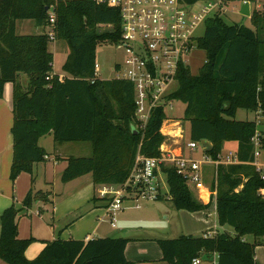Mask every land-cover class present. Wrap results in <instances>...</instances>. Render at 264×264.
Listing matches in <instances>:
<instances>
[{
    "label": "trees",
    "instance_id": "1",
    "mask_svg": "<svg viewBox=\"0 0 264 264\" xmlns=\"http://www.w3.org/2000/svg\"><path fill=\"white\" fill-rule=\"evenodd\" d=\"M184 1L192 5L207 0ZM250 19L254 29L226 24L218 14L207 18L204 33L194 39L197 49L204 51L205 62L196 74L181 66L176 76L179 87L169 95L185 105L182 121H189L190 140L209 141L212 149L206 154L212 159L223 154L225 142H236L239 163L217 165V223L230 226L233 233L157 239L162 260L168 264H193L194 258L208 260L212 255L217 264H256L254 249L264 244V198L259 192L264 179L250 164L257 126L255 120L235 118L238 109L264 116V39L258 30L264 11L253 8ZM17 20L49 25L54 39L66 42L63 76L53 73L49 33H18ZM99 25L112 28L100 31ZM120 37L119 11L105 2L0 0V98L4 84L13 83L12 182L20 172L32 173L34 164L46 159L47 152L38 140L50 132L58 143L87 141L91 146L89 156L67 158L61 175L64 183L90 174L94 185H117L127 177L138 151L145 156L161 155L164 109L155 108L144 130L135 134L132 82L117 78L90 81L97 47L115 44ZM21 73L28 78L26 86L19 80ZM258 140L259 149H264V130H259ZM161 168L175 209L194 212L208 207L194 196L174 165ZM36 203L51 206V191L30 188L20 203L13 201L1 213L0 259L6 263L136 264L125 256L128 239L123 237L55 239L28 259L25 251L32 238L18 237L17 221ZM249 235L252 241L246 239Z\"/></svg>",
    "mask_w": 264,
    "mask_h": 264
},
{
    "label": "built area",
    "instance_id": "2",
    "mask_svg": "<svg viewBox=\"0 0 264 264\" xmlns=\"http://www.w3.org/2000/svg\"><path fill=\"white\" fill-rule=\"evenodd\" d=\"M95 1L105 2L119 11L121 37L117 44L125 50L126 58L122 67L120 64L114 65L115 73L109 79L117 78L132 82L135 95V129L143 131L155 108L165 109L166 106H171L167 88L176 79L180 67H188L185 56L197 48L194 41L197 28L200 24H204L207 18L220 15V11L225 9L223 4L232 0L197 1L192 5L184 0ZM251 1L241 0V3L251 4ZM196 3H202V7L192 11V6ZM50 22H53L52 14ZM49 36L50 40H55L53 30ZM100 69V64L95 62L94 77L90 79L91 82L99 77ZM254 114L257 129L252 138L254 149L253 161L250 164L255 166L260 178L264 179V162L258 161L260 153L258 124H261V117L264 116L260 115L259 111ZM164 121H175L180 128L182 121L164 118L160 132L165 140L167 133L166 126H163ZM181 135L183 130L180 132ZM164 140L160 145L161 155L145 156L137 152L129 173L122 183L99 184L97 195L106 201V216L111 228H117V216L124 207V198L137 200L141 197L156 200L163 195L158 173L163 163L174 165L177 173L185 179L187 186L196 192V198L209 204L212 200H216L217 165L239 163L234 152L212 159L203 150L200 142L190 139L186 147L191 151L200 149L199 158L176 153L173 148L164 150L162 148ZM205 165L213 166V186L212 184L209 186L204 181ZM259 192L264 198V188H260ZM215 233L208 231L203 233V237H212ZM192 262L199 264L200 258H194ZM210 264H217V261L213 260Z\"/></svg>",
    "mask_w": 264,
    "mask_h": 264
},
{
    "label": "crops",
    "instance_id": "3",
    "mask_svg": "<svg viewBox=\"0 0 264 264\" xmlns=\"http://www.w3.org/2000/svg\"><path fill=\"white\" fill-rule=\"evenodd\" d=\"M253 8L261 10L259 5ZM250 11L252 12L251 7ZM46 27L47 26L37 25L33 20H17L16 22V31L21 34L43 33L46 32ZM51 32L52 29L50 26L48 33L50 34ZM67 54L68 53L64 56V61ZM53 73L60 76L64 75L62 70L58 72L54 67ZM21 76L20 74L19 80L22 85L26 86L27 79ZM12 93L13 83L6 82L4 84L2 97L0 98V215L13 201L20 203L30 188L34 191H51V198L53 201L51 206L36 203L26 213L21 214L19 216L20 218L18 217V237L22 239L32 238V242L25 251V256L28 259L36 257L43 248L45 242L55 239L66 240L73 238L87 241L99 237H123L128 239L124 252L128 260L134 261L136 264H168L166 261L162 260V251L157 243V239L176 238L180 235H193V231H201V236L208 231L218 232L220 230L231 232L228 227L219 226L217 219L213 221L209 219H180L181 225L179 229L176 230L179 234L175 237H165L159 236L161 234H154L152 230L157 219L153 220V224L150 226L147 225L144 220L140 219L139 222L142 226L139 225L136 227L129 225L132 221H127L125 224L122 220L123 224L120 222L117 228H111L109 221L105 220L107 217L106 201L98 197L99 185L93 184L90 174L75 178L66 183L61 180V175L68 164V157H83L89 156V154H79L78 156L70 155L65 144L75 142L58 143L54 140L51 132L41 136L38 140L39 146L47 152L46 159L42 162L35 163L32 173L20 172L14 182H12L10 179V166L13 155L12 135L10 132L13 122ZM181 127L183 130V126ZM179 128L180 127L175 126L169 127V125L166 126L167 140H164L162 148L164 150L173 148L176 153L195 156L194 152L197 149L191 151L186 147L189 137L186 141L184 137L185 130H183V135L180 136L178 131ZM80 142L83 141H77L76 143L81 145ZM232 143H234V151L232 152L235 153L237 147L236 142H225L223 146ZM80 145L76 146L77 151L84 148L83 145H81L83 147ZM81 153H83V151ZM199 155L201 156V150ZM207 166L209 167L210 165L204 166L205 176L207 174ZM160 179L162 180L161 177ZM162 193L166 195L168 193V187L163 190ZM195 194L196 192H194V195ZM93 198H95V200H92ZM203 203L209 205V203ZM214 203L216 206V200ZM170 204V206L173 207L171 201ZM124 208H127V206H124L123 209ZM208 214L209 213H207V216ZM166 215L167 214L164 213V217ZM166 220L167 219H165V221ZM135 221L136 220L133 222ZM193 223L198 224L193 226ZM246 239L248 241L253 240L250 235L247 236ZM199 258V264H210L213 260H216V255H212L208 260L202 257ZM254 260L256 264H264V244L256 245L254 249ZM0 264L8 263L0 259Z\"/></svg>",
    "mask_w": 264,
    "mask_h": 264
},
{
    "label": "rangeland",
    "instance_id": "4",
    "mask_svg": "<svg viewBox=\"0 0 264 264\" xmlns=\"http://www.w3.org/2000/svg\"><path fill=\"white\" fill-rule=\"evenodd\" d=\"M241 0H232L230 2L224 3L223 6L225 7L224 10L220 11V17L226 24H242L246 27H249L251 29H254L255 26L252 24L251 19L247 16H244L240 14L239 9L241 6ZM259 8L264 11V0H252L250 7L253 10L254 6H258ZM200 7H202V3H196L192 6V11H197ZM234 7V8H232ZM49 14H52V10L49 11ZM251 17V16H250ZM112 27L110 25H99L98 30H110ZM50 29V26L47 25L46 27V33H48ZM260 37L261 39H264V19L261 20V23L258 27ZM204 33V24H200V26L196 30V37L201 36ZM48 49L49 51L54 55V61H53V67L58 72H61V65L64 62V56L66 53H68V46L65 41L63 40H49L48 41ZM263 50V49H262ZM264 55V52H263ZM185 57H187V65L191 71L192 74H196L199 67L205 62V54L204 51L200 49H194L192 52L188 53ZM126 58L125 50L120 47L117 43L115 44H106L98 46L96 49V63L100 64L101 69L99 71V77L100 79H108L111 77L115 72L113 71L115 64H120L122 67V63H124V60ZM261 64L264 66V56L261 60ZM21 77H26L25 74L21 73ZM179 87V82L177 79H174L168 86L167 92L168 94L174 93ZM171 106H166L164 109L165 116L167 119L172 120H181L183 118V112H184V103L178 99L171 98ZM255 114L252 111H247L245 109H238L235 118L237 120H255ZM261 124H258V130H264V117H261ZM172 127H178L175 121L167 122L164 121L163 126ZM183 130H185V139L187 141L189 137V121L184 120L183 121ZM163 130L164 127H163ZM179 133L182 132V127L179 128ZM165 132V131H164ZM180 135V134H179ZM167 140V136L166 139ZM81 145L84 146L81 150L77 151L76 146L80 145L78 143H66L67 150L69 151L70 155L78 156L79 154L87 155L91 154V146L89 142L83 141L80 142ZM80 145V146H81ZM81 146V147H83ZM83 151V153H81ZM234 151V143L232 144H226V146H223L222 152L228 153ZM200 150L197 149L194 153L195 156L198 158ZM259 156L258 161L260 163L264 162V149H259ZM194 156V157H195ZM168 164V163H163ZM162 164V165H163ZM161 165V167H162ZM160 167L159 176L162 178L161 180V187L162 192L167 188L166 183V176L162 171V168ZM207 174L204 176V181L210 186L213 183L214 175L212 173L213 166L210 165L207 166ZM86 181V180H85ZM74 183V182H72ZM194 194V192L192 191ZM195 196V195H194ZM200 200V199H199ZM201 201V200H200ZM169 198H167V195L163 194L161 198H158L156 200H150L148 198H138L137 200L134 198L126 197L123 200V206H127V208H124L118 213L117 216V225L119 226L120 222H123L126 224L127 221H134L129 223L130 226L136 227V226H142L140 224L139 220L142 219L147 225H152L153 220L157 219L154 223V228L152 232L156 235L161 234L159 236H165V237H175L177 236L176 230L179 229L181 225L180 219H209L213 221L214 219H217V216L215 214V203L214 200L208 205L206 210H199V211H188L184 209H175L170 206ZM164 213L167 215L164 217ZM207 213L208 216H207ZM20 218V217H19ZM18 218V221H19ZM47 219V217H46ZM165 219H167L165 221ZM171 219V220H170ZM108 220V217L105 219ZM152 220V221H150ZM170 220V221H169ZM18 221H17V231H18ZM122 222V224H123ZM171 223V224H170ZM198 223H193V226H196ZM128 225V224H127ZM231 231L230 233H233V229L230 226H226ZM194 230V229H193ZM220 231V230H219ZM120 232V231H119ZM194 236H201V231H193Z\"/></svg>",
    "mask_w": 264,
    "mask_h": 264
},
{
    "label": "water",
    "instance_id": "5",
    "mask_svg": "<svg viewBox=\"0 0 264 264\" xmlns=\"http://www.w3.org/2000/svg\"><path fill=\"white\" fill-rule=\"evenodd\" d=\"M240 14L250 17L251 11H250V4L248 2L242 3L239 9ZM132 129L134 130L133 133L137 134V130L133 126ZM200 144L204 151H210L212 149V144L207 140H201Z\"/></svg>",
    "mask_w": 264,
    "mask_h": 264
}]
</instances>
